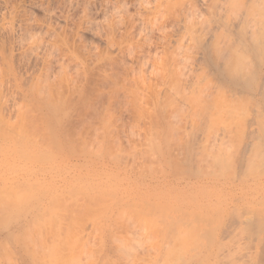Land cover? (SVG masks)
I'll list each match as a JSON object with an SVG mask.
<instances>
[{
    "label": "bare ground",
    "instance_id": "bare-ground-1",
    "mask_svg": "<svg viewBox=\"0 0 264 264\" xmlns=\"http://www.w3.org/2000/svg\"><path fill=\"white\" fill-rule=\"evenodd\" d=\"M170 7H176V8L178 7L179 9V13L177 14L178 21L182 25V28H181L182 39L179 42V46L176 47L177 54L172 56V65H175V62H177V59H179L178 54L180 56L182 55L183 60H181V63L183 65L185 64L187 65H185L183 69H180V68L177 69L175 66H172V65L168 68L162 80V83H163L162 90H160V93L155 103L152 104L153 107L148 108L149 111L150 110H153V111L149 112L146 109L147 108L146 107L145 108L146 111L144 113V107L141 110L142 107H140L141 105L139 104L136 107V109H137V115H138L137 117L140 116L139 119L143 117L140 114L141 112H142V115L144 116L150 113L149 114L150 117L148 118L149 116L148 115L147 119L151 118V120L154 123H152L151 120H148V122H151V124L149 123L148 124L149 125L156 124L155 126L152 125L153 128L155 127L154 129L152 128V126L148 125L150 129L148 130V140H145L147 141L145 142L147 144L143 143L145 147H147V149L146 148L145 149L148 150L147 152L148 154L145 155L146 159L150 158L149 159L150 164L148 166H153V164L156 163V165L154 164L155 166L157 165H160L161 167L167 166L168 168H170V170H172L173 167L176 168L175 166H182L180 170L183 169V166L184 168L185 167L186 168L184 169V171L183 170L182 172L179 171L180 173H176V174H174L173 172L174 169L171 172L168 171L170 173H173V174H170L169 176L170 178H168V182L174 185L175 188L173 187V189L175 190L177 189L173 198L170 197L171 200L173 201V202L170 201L171 207L169 206L170 210L172 211V214H168L166 212L167 217L164 216L165 220L162 217L161 219H159L158 215H160L161 211L158 210L160 211L159 214H157L158 212L155 213L157 214L156 216L158 217L154 219L155 216L154 217L152 216V211L147 213L150 207H146L148 208L146 212L148 215L146 216H150L151 214L152 216L151 219H153L154 221L158 218L159 220L158 221L156 220L155 222H159V221L162 222V220H164L165 228L162 229V231L158 230L160 234L159 233L158 235L156 234V236L159 238V240L157 241L159 242L158 243L155 242L154 246L151 245L152 247L149 246L153 250L154 253L152 254L150 253L151 251L150 248L146 249L148 251L150 249L149 253L148 252L145 253L147 254V256L150 254L154 255L152 256V258H151V255L149 256L150 258L148 257L151 261H148L149 259L148 260L146 259L148 262L145 259H143V261L147 262V264H264V0H179V1L176 0L170 3ZM204 15H208V16L204 17ZM14 30L15 29L13 28L12 32L10 33L11 35H4L2 31L0 33V76L3 73H7V74L10 73L12 74V76H10L11 79L9 78L7 81L12 82L13 85H16V87H19L21 89L27 88V89H31V91H34V92H31L30 99L28 100H32L33 102H35L36 105L39 107V109L46 108L47 110L48 109L51 110V113L48 116V119L52 120L53 118H56L57 116L59 117V115L62 116L63 110L61 108L63 107L61 106H64L65 108L63 109L66 111V113L65 111L63 113L64 115L66 114L65 115L66 119H67V116L71 117L72 115H73L72 117L76 116V118H78L77 116H83V115L86 116V114L90 113L89 110L92 108L91 107L92 99L97 96L103 97V93L100 87H104V86L107 87L108 90L111 91V93L113 94V97H117V95L120 94V89L123 87L122 85H121L122 87L119 86L118 82L120 81H117L116 77L110 76L106 72L107 67L111 66L110 60H102L100 64H97V65L88 64L84 60H79L78 63L80 65L79 64L78 65L81 66V72H80L81 74H79V76H77L78 74L77 75L75 74L76 80H78L79 78L78 84L74 83L75 77L71 78L72 76L71 75H70L71 77L69 76L70 73L68 69H70V67L62 63L59 64L58 71L56 72V85L57 86L56 85H53V86L56 89L58 88L60 89L62 84L65 83L68 88L67 91L69 93V96H60L57 94L56 98L52 97L50 93L52 86L49 85L47 78H44L45 75L38 76L36 79L32 81V84L27 86V80L29 76L26 77V75H24L25 76L24 77L22 76L21 73L19 74L18 71L21 72L22 71L21 69L23 68L28 69V67L31 64H34L37 62H40L41 65L44 66V70L46 71L49 70L52 64V59L54 57V52L56 51L57 48L55 47L54 44H49V45L46 44L47 46L45 49V47L44 48L42 47V44H39L40 42H37V40L35 39L36 37L34 35L22 33L21 30L18 32ZM150 30H151L150 26L143 25L142 27H140V31H139L140 39L145 40ZM26 38H29L30 40H32V42L30 41L31 43H29L26 47L22 46L21 43H20L21 47H18L19 45L17 44L18 48L13 45V42L15 39L21 42L22 40L24 41ZM26 58L27 60H25ZM142 65L147 67L148 62H143ZM166 67L167 66H164L163 69H165ZM1 82L2 81H0V83ZM56 110H58V112L60 111L62 115L56 114L55 113ZM138 110L139 111L141 110L139 114H138ZM151 113L153 114V117H151ZM90 114L92 115V113ZM93 114L94 116L98 115V113L96 112H93ZM64 115L62 117H64ZM58 117L56 118L58 120L54 119L52 122H54L55 120H56L55 122L58 121L57 123L55 122L54 123L58 125L59 129L58 128L57 129L58 131L61 132L62 131L61 127L63 126L66 127V125H69L71 123L68 118L67 121L63 120V122L66 121L68 124L63 123L66 125L62 124L61 126L62 118L60 117L61 118L60 119ZM75 119L70 118L72 125L73 124L78 125L77 123L79 120L76 119L77 121L75 122ZM78 119H80V117ZM81 119L83 118L81 117ZM142 119H145V118L143 117ZM216 122L220 123L218 126L221 125V127L218 128L217 130L214 129ZM83 124L85 125V123ZM157 124H159L158 128H157ZM74 126H71V128L76 129V127ZM93 126L94 125H91V128ZM50 127L52 126L50 125ZM53 127L50 129V131L53 130L54 132ZM67 127L66 129H68L70 126L68 128ZM80 127L82 128V126ZM71 128L69 129V131L71 130ZM102 128L103 127L101 126V129ZM75 129L71 130L70 132L73 131L74 133L75 131L78 130V129L76 130ZM84 129L86 131L85 127ZM104 130H107V129H104ZM153 130L157 131L158 134L156 135V132ZM150 131L154 133L151 134ZM62 132H65V131H62ZM81 133L84 134L85 132H81ZM106 133H108V131ZM106 133L104 132V134ZM149 133L151 134L150 137H149ZM217 133L219 134L217 135ZM61 134L63 135V133ZM65 134L66 133H64L63 135L64 137L62 135H61L62 137L60 136L61 141L64 140V139L62 140V138H65V141H67V143L71 142L70 144H73L74 147H76V145L78 146V143L80 142L82 144L85 143L86 145H88L86 143L87 141L86 142L84 141L85 140L84 137H81L84 140L82 139L80 140V137L78 138V136L76 137L75 135L71 133L73 136H75V138H73L75 140L74 142L73 140L72 141L70 140V138L73 137L71 134L68 136ZM104 134L103 136H105ZM54 135L55 134H53V136ZM77 135H78V132H77ZM106 136L109 138V135H106ZM3 137L4 136H2V138ZM19 137L22 138L20 134H19ZM57 137L58 138H56V140L58 141L59 136ZM27 139H29V137ZM105 139H102L101 141L100 145L103 144L102 146L98 144L101 147V149H99L100 152H98L97 155H95V157L97 156L98 159L100 158L107 159L108 160L107 163H110V164L112 162L114 164H119L120 162L122 163V161L124 160L122 158L123 156L120 157V155L118 156L117 154L116 156L114 155L104 156V153L107 152L106 147L108 146V141ZM146 139H147V136H146ZM77 140L78 141L80 140V141L78 142ZM54 141H55V136L51 143H52V146L56 145L55 148L57 147L58 153H59V150L62 151L63 149H65L64 151L66 152L67 148H68L67 150L69 151L74 149L73 145H71L73 147L71 149V147L70 148L68 147L70 146V144L68 143L66 145L65 144L66 142L64 143V141L62 142V144H64L63 147L65 145L67 147L62 149V146H61V149H58L61 143L58 144L56 141L55 142ZM61 141H58V142H61ZM80 144L78 146V149L79 148L81 149L80 151L77 150V148H75L77 151L75 149L72 151L73 153H75L74 155H77V156L82 154L80 158L76 156L77 159L75 158V160H77V163L75 162H74L75 164L72 163L74 167L75 165L85 166V167L89 166V163H88L89 161H87V158H86V156L88 155L87 154L88 151H86L87 146L85 147L84 145L83 147V145L81 144V147H80ZM144 145L142 146L144 147ZM113 147L115 148V146ZM133 150L136 152L135 147L133 148ZM27 151L29 155H33L32 157L35 156L37 158V156L38 157L40 156V158L36 160L38 162H41L42 153H37L35 149H30V150L27 149ZM69 151H67L68 154L71 152ZM142 151L140 152L137 151V152L142 154ZM0 152L2 154L3 153L10 154V153H7L5 147H0ZM77 152L78 154H76ZM82 152L87 155L84 156ZM116 152L117 151H115V153ZM67 153L65 154L67 155ZM108 153L110 154V151ZM113 153L114 151L112 152V154ZM70 154L69 156L67 155L68 158L66 157L68 160L62 157L63 159H65V161L63 162L64 164L68 163L67 161H69L71 157L74 158L73 157L74 155L72 156V153ZM124 154L127 155L128 153L125 152ZM135 154L136 153H133V155ZM24 155L22 157H24ZM61 155L62 154H60V156ZM89 155H91V152ZM43 156H45V153ZM82 156L86 158V161H87L86 163H83L82 161L81 163L78 160V159L83 158ZM145 156L144 155L142 156L143 160ZM46 158H47L46 156L45 158L42 157V159H44L42 161L46 160L45 162H42V164H46L45 166L47 165L54 166V163L56 164V161H53V158L49 159V156H48V160ZM125 158L127 157L125 156ZM88 159H91V158L88 157ZM151 159L153 162L151 161ZM137 160H139V158ZM78 161L80 163H78ZM90 161H94V159ZM107 163L105 162V164ZM131 165L132 164H130V167ZM208 166H212V168ZM214 166L216 167V169ZM217 166H219L220 168L218 169ZM251 166L252 167L255 166V168L254 167L252 168V171L253 170L256 171L255 175H253L254 172L249 170L251 169ZM246 168L248 169V172L246 171ZM146 169H148V167L142 170H146ZM227 170H229L230 172L232 171V172L231 173L229 171L225 172ZM220 172L222 175L220 174ZM249 172H252L253 174L252 173L249 174ZM159 173H161V171ZM225 173L226 174L229 173L230 175L227 174L226 177H224V179H227V181L231 179V181H229L228 183H223L224 180L222 178L223 181L222 183H220L221 181L219 182L220 180L219 178L225 175ZM231 174H234V175L231 177ZM17 177L18 176H14V173L13 175L12 174L7 175L4 178H2L0 175V183H6L8 182V180H11L9 181L10 183L19 182L20 180H18ZM28 177H30L28 176V173H24L22 174V176H20V178H28ZM216 186L219 187L216 190L222 193V197L220 196L218 198V196H216L214 197V199H212L203 194V191H207L206 189L208 188L213 189ZM187 190L191 192L186 193ZM199 192H200V195H199ZM132 193H130L131 197L127 196L128 194L125 197L124 195L120 196L117 193L116 194L112 193L113 197H116L115 201H113L114 204L116 203V205L118 206L120 205L121 209H123V205L125 203H128L134 199V195H132ZM142 193L143 192H141V194ZM0 194H1V191H0ZM120 194H123V193H120ZM139 194L137 196L140 199L141 197L139 196ZM8 196L10 197V195ZM147 196L149 195H146V197ZM152 196L154 195L152 194ZM32 197L34 198V196ZM146 197H145V201L144 200L142 201V198L144 197L141 198L142 203L147 204L148 202L147 200H149V198H146ZM33 198L30 197L29 200L26 199V201L23 202L24 204L22 206L20 205L17 206L18 202L16 201L14 202L12 201L13 204L15 202L17 203V205L15 203L16 206L14 205L11 206V204L8 206V203L10 200L8 201V203L6 202L0 203V232L3 233L2 230L6 229L7 235L4 233L5 237L9 238L11 236H14L15 234L16 235L18 234V232L17 233L15 232L13 235L12 228H14L15 231L18 230L19 234L20 232H23L26 229V228L24 229L25 226L22 227L24 225L23 224L24 222L20 223V219L18 218L19 216L17 217V215L19 213V210L21 209L23 210L24 208H26L28 205L31 204L29 202H31ZM150 198L151 199L149 201H153L152 199L153 197H151V195H150ZM157 198L160 201V198L159 197ZM124 199H125V203L123 202ZM4 200H7V199H4ZM0 201H1V198H0ZM121 201L123 205H121L122 204ZM139 201L137 202L135 199L134 203L130 202L128 203V206L132 208H134L133 206H131L132 204H134V206L137 205L138 208H139V205L144 206V204H142L141 202L140 204H135V203H139ZM27 203L29 204L27 205ZM148 205H149V202H148ZM153 205L154 204L151 205V210H153L152 207H155V205L154 206ZM126 206L124 207L125 211L126 210L127 212L131 211L132 208H129L127 206L128 207L127 209ZM137 206L134 209L137 210L138 209ZM143 206H142L141 211L146 209V208L143 209L145 207ZM105 209L107 210L109 209V207ZM105 209L102 212H104ZM33 210H35L34 207H33ZM36 210H39V209H36ZM43 210H45V208ZM155 210L156 209H154L153 211ZM16 211H18L17 214L14 213ZM67 211H68V208H67ZM132 211L134 212V210ZM132 211H131V216L133 213ZM141 211H138L137 213L134 212V213L136 215L137 214L141 215V213H139ZM30 212H33V211L31 210ZM109 212L105 211L104 213H108V216L110 215V213L111 214L113 213V211L110 213ZM124 212L121 213L122 217L124 216V214L125 215L127 214L126 215L127 219L132 218V217L128 218V215L130 216L129 212H128L129 214L127 212L125 213ZM13 213L16 216H14ZM21 213L24 215V213L26 212H21ZM21 213H19V215ZM42 213L44 214L46 212L42 211ZM104 213H102L103 218L107 216L106 214L104 215ZM134 213H133V218H135ZM28 214L26 213L24 216ZM43 214L38 213V215H43ZM51 214L54 217L55 215H58L55 213H50V216ZM139 215H137L139 219L141 218V216H144V214H142L141 216ZM28 219L26 220V217H25L26 225L30 224V221L32 220V219L29 220V223L27 224ZM39 219H38V222H39ZM139 219H138V223L140 224L141 220L139 222ZM128 221H131V219H129ZM161 222H159V224ZM164 222H162L163 224L161 223L162 228L164 226ZM130 223L132 225V222ZM156 224L158 225V223ZM144 225L149 226V228L147 226L145 227L147 228L146 229L147 231L150 230V228H152L151 227L152 223L150 224L151 226L147 223L141 226H144ZM38 226H37L38 229L42 228L41 225L39 227ZM133 226L135 227L134 224ZM127 227L125 228L127 229ZM129 228L132 229L133 227H128V229ZM141 228L142 227H140V229ZM10 229L11 231L9 235L8 233ZM20 229H22L23 231L22 230L20 231ZM32 229H30V226H29V230L27 228L28 232H31V233L33 232ZM101 229L103 230V228ZM27 230H25L26 233L24 231L25 234L24 233H21V234L22 235L24 234V236L28 234L27 235L28 237H22V236L20 237L21 234L19 235L21 239V244H24L22 245L23 249H22V254L20 255L23 263L24 264H45V263L53 264L54 262H57L56 261L57 260L56 250L57 248H59L56 245L57 243L56 244L53 243L54 246L52 244V247H49L47 254H45V256L47 255V260L44 261V259L39 258V255H38V249L40 250V247H38L39 246L38 244L41 243L42 241V239L40 240V238L42 237L41 235L42 232L38 233L37 235L38 240H37V236L33 237L34 234L28 233ZM153 230H154V227H153ZM132 231H134V229H132ZM132 231H129V232L133 233ZM140 233H144V231ZM149 233H151V231L146 233L148 235V236L146 235L147 238L152 236V233L151 235H149ZM39 234L41 235L40 238H39L40 236ZM153 234L155 233L153 232ZM69 235H71L70 232H69ZM111 235H113L112 232H111ZM56 236H58V234ZM113 236H116V235H113ZM16 237H18V235ZM19 237L15 239H19ZM153 237L154 239L152 238L151 240H155V236ZM20 239H19V242H20ZM128 239L125 238L122 240L128 241ZM22 240H24V243ZM148 240H150V238ZM116 241H117V238H116ZM124 241H123V244H124ZM136 242H139V241H136ZM134 243L135 242L133 241V244ZM126 244L127 243L125 242L124 247H127ZM119 246L120 244L118 245V250H119ZM135 246H138V245H135ZM121 248H122V242H121L120 249ZM43 250L44 248L42 249V251ZM122 250L125 251V249H122ZM123 251H120V252H123ZM126 253H127V250L125 254ZM4 254L6 253H3V255ZM120 254H122L123 256L125 255L123 253H120ZM131 254H133V252ZM126 257H128L129 259V256L126 255ZM130 257L132 258V256ZM139 258H142V257H139ZM39 261L43 263H40Z\"/></svg>",
    "mask_w": 264,
    "mask_h": 264
},
{
    "label": "rangeland",
    "instance_id": "rangeland-1",
    "mask_svg": "<svg viewBox=\"0 0 264 264\" xmlns=\"http://www.w3.org/2000/svg\"><path fill=\"white\" fill-rule=\"evenodd\" d=\"M173 1H176V0H0V33L2 31L4 35H11L10 33L12 32V29L14 28L15 29L14 31L16 32L21 30L22 33L34 35L36 37L35 39L37 40V42H40L39 44H42V47L43 48L45 47V49L47 46L46 44L48 45L54 44L55 47L57 48L56 51L54 52V57L52 59V64L49 70L47 71L44 70V66L41 65L40 62H37V63L31 64L28 67V69L23 68L21 69L22 70L21 72L18 71V73L19 74L21 73L22 76L24 75H26V77L29 76L27 80V86L32 84V81L36 79L38 76L45 75L44 78H47L49 85L52 86L51 92H50L52 97L56 98L57 94L60 96H69V93L67 91L68 88L65 83L62 84L60 89L58 87H57L58 89H56L53 86V85H56V72L58 71V66L61 63L69 66L70 67V69H68L70 73L69 76L71 75L72 76V77L70 76L71 78L75 77L74 83L78 84L79 78L77 77L78 80H76V75L78 74L77 76H79V74H81L80 73L81 66H79L80 64L78 63L79 60H84L86 63L92 64V65L100 64L102 60H110L111 66L107 67L106 72L110 76L116 77L117 81L121 82V84L120 82H118L119 86L121 85L123 86V87L121 86L122 88L120 89V94H118L117 97H113V94L111 93V91L108 90L107 87L105 86L100 87L103 93V97L97 96L98 98L94 97L92 99V104H91L92 108L89 110V112L92 113V115L89 113V114H86V116L85 115L77 116L78 118L80 117V119L82 117L83 119L81 120L76 118V116L72 117L73 115L71 117L67 116V119H66L65 117L66 114L64 115L63 113L65 111L64 106H61L64 109L60 107L63 110L62 114L64 115V117H62L63 115L61 114L60 111H59L60 113L58 112V110H56V112L53 111L58 115L59 114L62 115V116L59 115L58 117L57 115L53 114L57 116L58 118L60 117L62 118L61 126L63 123L68 124L66 122L68 118L71 123L69 125L63 124V125H66V127L67 126L68 127L70 126V127L69 128L67 127L68 129H66V127L63 126L64 128L61 127L62 131H65V132H62V131L60 132L58 131L59 129L58 125L55 124L58 122V121L55 122L56 120H58L56 119L57 117L53 118L52 120L48 119V116L50 115L51 110L49 109L47 110L46 108L39 109V107L36 105L35 102H33L32 100H28L30 99L31 92H34V91H31V89H27V88L21 89L19 87H16V85H13L12 82L7 81L10 78V76H12V74L10 73H8L9 75L7 73H3L0 76V81H2L0 83V109H1L0 110V115H1L0 117V128H1L0 129V147H5L7 153H10V154H4V153L2 154L0 152V175L2 178H4L5 176L11 175V174L13 175L14 173V176H18L17 179L20 180L19 182H16V183H10L9 181L11 180H8V182L6 183H0V191L2 194V195L0 194L1 195L0 203L1 202L8 203V201L10 200L8 203V206L10 204L11 206L13 205L16 206L17 205L16 202H18L17 206L19 205L22 206L24 204L23 202L26 201V199L29 200L30 197L33 198L32 196H34L32 201L29 202L31 204L28 205L29 203H27L28 205L27 207L29 209L26 207L23 210L21 209L22 211L19 210V213L26 212L27 214L28 213L29 214L24 216L26 213H24V215L22 213L19 215L18 213L17 217L19 216L18 218L20 219V223L24 222L23 223L24 225L22 227L25 226L24 227V229L26 228L25 230H27V228L29 230V226H30V229L32 228L35 229V230L32 229L33 231L32 233L34 234L33 237L34 236L36 237L38 233L42 232L41 233L42 237L39 234L40 235L39 238L41 237L40 240L42 239V241L41 243L38 244L39 245L38 247H40V250L38 249V255H39V258L44 259V261L47 260V255L45 256V254H47L49 247H52L53 243L54 244L57 243L56 245L59 247L56 250V255H57L56 261L57 262H54L53 264H63V263L64 264H103V263L104 264H147L148 261H151L149 259L150 258L149 256L154 252L149 246L151 245L154 246L155 242L157 243L159 242L157 241L159 240V238L156 236V234L157 235L158 233L160 234L159 231H162V229L165 228L164 216L167 217V213L172 214V211L170 210V207H171L170 201L172 200L170 197L173 198L175 192L177 191V189L176 190L173 189L174 185L168 182V178H170L169 177L170 174H173L170 172L173 169L174 170L176 169L177 171L173 170L174 174H176V173L182 172V170L184 171V169L186 168V167L184 168L183 166V169L180 170L182 166H175L176 168L173 167V169L170 170V168H168L167 166H162V167L160 165L155 166L156 163H154L155 165L153 164V166H148L150 164L149 163L150 158H148L147 156L148 159H146L145 155L148 154L147 153L148 150H146L147 147H145L144 145V144H147L145 143L147 142L145 140H148V130L150 129L149 126L153 125V124L149 125L151 124V122H148V120H151V118L147 119V116L150 114L149 112L153 110L149 111L148 108L153 107L152 104L155 103L160 93V90H162L163 77L166 71L168 70V68L172 65V56L177 54L176 47L179 46V42L182 39V30H181L182 25L178 21V16H177V14L179 13V9L178 7L177 8L170 7V3ZM207 16L208 15H204V17H207ZM143 25L151 27V30L149 31L145 40H141L139 36L140 27H142ZM30 41L32 42V40H30L29 38H26L24 41L22 40L21 42L15 39L13 42V45L16 47L18 45H19L18 47H21V45L26 47L29 43H31ZM178 58L179 59H177V62H175V65H172V66H175L177 69L178 68L183 69L185 65L187 64L183 65L181 63V60H183L182 55L180 56L178 54ZM25 60H27V58ZM143 62H148V66L147 67L143 66L142 65ZM164 66H167V67L163 69ZM74 70L76 73L74 72ZM138 104L141 105L140 106L142 107L141 110L144 107V113L146 111L145 110L146 107H147L146 109L149 111V112L147 111L149 114L144 116L142 115V112L140 113L141 110L140 111L138 110V114L140 113L141 116H143L145 119H142L143 117L139 119L140 116L137 117L138 115H137L136 107L138 106ZM93 112L98 113V115L94 116ZM149 117L150 115L148 116V118ZM151 117H153L152 113H151ZM70 118H74V119L76 118L77 120H79L77 123L78 125H75V124L72 125V122H71L72 119L70 120ZM54 119H56L54 121L55 123L52 122ZM76 119H75V122L77 121ZM63 120H66V121L63 122ZM88 121L91 123H89ZM83 123H85V125ZM152 123L154 122L152 121ZM90 124L94 125L95 127L93 126L91 128ZM219 124L220 123L216 122L214 129L217 130L218 128H220L221 125L218 126ZM50 125L52 127L56 125L55 127H53L54 132L53 130L50 131V129L52 128L50 127ZM106 125L108 126V128ZM155 125L156 124H154L153 126ZM158 125L159 124H157V128L159 127ZM71 126H74L76 127V129H78L77 131H75L76 133L75 132L73 133V131L70 132L71 130L75 129V128L74 129L71 128ZM80 126H82V128ZM83 126L86 128V131ZM101 126L103 128L105 127L104 129H107V130H104L102 128L104 130L103 131L101 129ZM70 128L71 130L69 131ZM107 131L108 133H106ZM77 132H78V135H77ZM81 132H85V133L83 134ZM104 132L106 134H104ZM155 132L157 135L158 132L157 131ZM18 133L20 134V136H22V138L19 137ZM61 133H63V135L64 133H66L65 135H67V133L68 135L72 133L76 137L77 136L78 138L80 137V140L81 139L84 140L81 137L85 138L84 141L85 142L87 141L86 143L88 145H86L85 143L84 144H82L81 142L80 143L83 145V147L84 145L85 147L87 146L86 151H88L87 153L88 155L91 152V155L89 156L82 152L84 156L87 155L86 158H87V161H89L88 162L89 166L85 167V166L75 165L74 167L73 164L77 163V160H75V158L76 159L77 157L80 158L82 154L77 156V155H74L75 153H73L72 151L75 148H77V150L80 151L81 149L80 148L78 149V146L80 143H78V146L75 144L76 147H74L73 144H70L71 142L70 143L68 142L70 144V146L68 147L69 148L71 147V149L74 147V149L70 150L71 151L70 152L69 150H67L68 149L67 148L65 152L64 151L65 149L63 148H66L67 147L66 145L68 143L67 141H65V138H62V140L64 139L63 140L64 143L66 142L65 143L66 145L63 147L64 144H62L63 141H61V137L63 135ZM152 133L154 132H151V134ZM219 133H217V135ZM53 134H55L54 135L55 141L58 144L61 143L59 146L60 148L58 147V149H61V146L63 149L62 151L59 150V153H58L57 147L55 148L56 145L52 146V143H51L54 138ZM103 134L105 136L109 135V138L107 136L106 137L103 136ZM151 134L149 133V137ZM2 136L4 137L6 136V137L5 138L3 137L4 138L3 139ZM57 136H59V139H60V140L58 139V141H61V142H58L56 140V138H58ZM75 136L71 137L70 140L71 141L73 140L75 142V140L73 139L75 138ZM146 136H147V139H146ZM28 137L29 139H27ZM102 139H105L108 141V146L106 147L107 152L104 153V156L105 155L116 156V154L118 156L120 155V157L123 156L122 157L124 159L122 161V163L124 162L123 164L121 162L119 164H114L113 162L110 164V163H107L108 162L107 159H103V158L98 159L97 156L95 157V155H97V153L100 152L99 151V149H101L100 146L103 145V144L100 145ZM113 142H115L116 144ZM81 144H80V147H81ZM49 145L52 147H50ZM71 145H73V147ZM142 145H144V147ZM113 146H115L116 150ZM132 147L136 148V152L133 150ZM27 149L28 150L35 149L37 153H42L41 156L43 158H45L46 156L47 160H48V156H49V159L53 158V161H56V164L54 163V166H49V165L45 166L46 164H42V162H45L46 160L42 161L44 159H42L41 157V162H38L36 159L40 158V156L39 157L37 156V158L35 156L32 157L33 155H29ZM67 151L72 153V156L74 155L73 156L74 158L71 157L69 161H67L68 163H65L67 165H65L63 163L65 159H63L62 157L68 158L70 153L68 154ZM109 151H110V154L108 153ZM113 151L114 153L112 154ZM115 151L117 152L115 153ZM137 151L138 152L142 151V154L138 153ZM125 152L128 154L127 155L124 154ZM44 153H45V156H43ZM65 153H67L68 156ZM133 153H136V154L133 155ZM22 154L23 155L25 154L24 157H22L23 156ZM60 154H62L63 156L62 155L60 156ZM76 154H78V152ZM143 155L145 156L144 160L142 157ZM57 156H59L60 158ZM125 156L127 158H125ZM88 157L91 159H88ZM84 158L85 157L78 159V160L80 162L82 161L83 163H86L87 162L86 158L85 159ZM138 158L139 160H137ZM92 159H94V161H90ZM79 161L78 163H80ZM105 162L109 165L105 164ZM130 164H132L131 167H130ZM147 167L148 169L142 170ZM177 167L179 170L177 169ZM208 167L212 168V166H208ZM253 167L255 168V166ZM253 167L251 166V169L249 170L252 171ZM217 168L219 169L220 167L217 166ZM247 168H246V171L248 172ZM160 171L161 173H159ZM228 171L229 170L225 172H228ZM252 172H254V174ZM252 172H249V174L252 173L253 175H255L256 171L253 170ZM24 173H28V176L30 177L20 178V176H22V174ZM227 174L230 175L229 173ZM227 174L225 173V175L219 178L220 179L219 182L221 181L220 183H222L223 180H224L223 183H228L229 181H231V179L229 181H227V179H224V177H226ZM233 175L234 174H231V177ZM150 185L153 187H151ZM216 187L213 188L214 190L212 188L206 189L207 191H203V194L212 199H214V197L216 196H218V198L220 196L222 197V193L216 190L219 187L218 186ZM133 191L137 193L135 194ZM119 192L123 194H120ZM141 192L143 193L141 194ZM190 192L191 191L189 190L186 191V193H190ZM112 193L114 194L117 193L120 196L124 195L125 197L127 194H128L127 196L131 197L130 193H132V195H134V199H133L134 201L135 199L137 202L140 200L139 203H135V204H140L142 197H144L142 198V201L143 200L145 201L146 195H149L146 197V198H149V200L151 199L150 198V195H151V197H153L152 198L153 201H149L146 199L149 202L150 206L148 205V202L147 204L141 202L142 204H144L145 207L143 205H139V208H138V206L136 205L137 208L139 209V210L138 209L136 210L134 209L136 208L134 204L132 205L130 204L134 208L128 206V203L130 202L134 203L133 200L128 203H125V199H124L123 202L129 208H132L131 211L134 210L135 213H137L138 211H141L142 206L144 207L143 209H145L146 207H150L148 212H147L148 208L145 209L146 211L143 210L139 212L141 213V215L144 214V216L137 214L141 216L140 219L132 211L135 215L134 216L135 218H133V213L131 216V211H128L130 213V216L128 215V218L132 217V218H129L131 219V221H128L129 219H127V216H126L127 214L126 215L124 214L125 218L124 216L122 217L121 215V213L125 211L124 207L126 205L125 204L123 205L121 201L122 203L121 205H123V209H121L120 205L118 206L116 205V203L114 204L113 201H115L116 197H113ZM138 194L141 197L140 199L137 196ZM152 194L154 196H152ZM6 195L7 196L10 195V197L11 196L12 197L10 198L8 196L9 197L8 198ZM135 195L138 199L135 197ZM199 195H200V192H199ZM157 197L160 198V201L158 200ZM4 199H7V200H4ZM12 201L13 202L16 201L15 202L16 205L15 203L13 204ZM152 204L155 205V207H152L153 210L156 209L155 211L151 210ZM127 206L126 208L128 209ZM156 206L159 209H157ZM33 207L35 208V210H33ZM108 207L109 209L106 210L105 208H108ZM44 208L45 210H43ZM67 208H68V211H67ZM30 209L33 212H30L31 211ZM36 209H39V210H36ZM104 209L106 212L113 211L112 214L109 212L110 217L108 216V213H104L105 211L102 212ZM158 210H160L164 214L166 212L167 213L164 215ZM168 210H170L171 212ZM42 211L43 212L45 211L46 213L43 214ZM150 211H152V216L153 217L155 216L154 219L158 216H159L158 217L159 219H161V217L164 219L162 220V222H164L163 228L161 227L162 226L161 221H159L161 222L160 224L159 222H155L156 220L157 221L159 220L158 218L154 221L153 219H151L152 217L151 214L150 216H146L148 215L147 213H149ZM17 212L18 211L14 213L17 214ZM125 212H127V210ZM159 212L161 216L160 215L156 216L157 214H159ZM38 213L43 214V215H38ZM50 213L58 214V215H55V214L54 215L55 217L57 218L59 217V218L58 219L55 218L54 216H52V214L50 216ZM102 213H104V215L106 214L108 217L106 216L105 217L106 219L103 218ZM34 216L36 219L34 218ZM25 217H26V220L29 218L27 224L29 223V220L32 219L30 221V224L26 225ZM38 219H39V222H38ZM138 219H139V222L141 220L140 222L141 225L145 223L150 225L152 223V226L150 225L152 228H150V230L147 231L146 230L147 228H145L147 225L141 226L138 223ZM151 220L154 222V224ZM59 221L61 224L59 223ZM130 222H132V225ZM156 223H158V225ZM39 224L42 227L40 228L41 230L37 228ZM133 224L135 225L136 228L133 226ZM58 226L60 227V229ZM127 226L133 227L132 229H134L135 232L132 231L131 228L128 229ZM125 227H127V229L129 231H132L133 233H130ZM140 227L142 228L140 229ZM147 227L149 228V226ZM153 227H154V230H153ZM101 228H103V230ZM21 230L22 229H20V231ZM141 230L144 231L145 235L144 233H140V232H143ZM10 231L11 229L9 230V233H8L9 235H10ZM24 231L20 232V234L24 233ZM150 231L152 233V236L147 238L148 235L146 233ZM2 232L3 233L0 232L1 233L0 235V264H24L22 261V258L20 257V255L22 254V249H23L22 245H24V244H21L20 237L21 236L28 237L27 236L28 234L24 236L26 231L23 235L22 234L20 235L18 230L15 231V229L12 228L13 235L15 232L16 233L18 232L17 234L18 237L20 235L19 237L20 242H19V239H15V238H18L16 237L17 236L16 234L14 235L15 237L11 236L8 238L4 236L5 234L7 235L6 229H3ZM69 232L71 235H69ZM111 232L113 235H116V236L111 235ZM153 232L155 234H153ZM28 233H31V232H28ZM151 233H149V235H151ZM57 234L58 236H56ZM153 236H155V240H151L152 238L154 239ZM116 238H117V241H116ZM125 238L126 239L129 238L130 241L132 242H130L129 239H128L129 243L128 241L122 240ZM149 238L150 240H148ZM37 240H38V236H37ZM135 240L139 242H136ZM22 241L24 243V240ZM123 241H124V244H123ZM133 241L136 243L134 244L138 246H135L133 244ZM118 242L120 246L122 242V248L120 249V246H119V250H118V245H119ZM125 242L127 243L126 244L127 247H124ZM43 248L44 250L42 251ZM147 248L151 249V251L149 249L151 254L148 256L147 254H145L147 252L149 253V251L146 250ZM122 249H125V251H123ZM126 250H127V253L125 254ZM120 251H123V252H120ZM131 251L133 252V254H131L132 253ZM3 253H6V254L3 255ZM120 253H123L125 255L123 256ZM126 255L129 256V259L128 257H126ZM86 256L87 257L89 256V257L87 258ZM130 256H132V258ZM152 256L154 255H151V258ZM139 257H142V258H139ZM127 259L130 263L127 261ZM143 259L145 260L149 259V260L148 261L146 260L147 262H145L143 261ZM130 260L133 262H131ZM43 262H40V263H43Z\"/></svg>",
    "mask_w": 264,
    "mask_h": 264
}]
</instances>
